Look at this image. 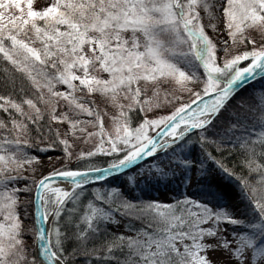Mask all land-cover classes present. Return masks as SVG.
I'll return each instance as SVG.
<instances>
[{
    "label": "snow or ice",
    "instance_id": "6c2138e0",
    "mask_svg": "<svg viewBox=\"0 0 264 264\" xmlns=\"http://www.w3.org/2000/svg\"><path fill=\"white\" fill-rule=\"evenodd\" d=\"M36 5L0 0V61L11 66L0 78V91L7 90L0 94V110L8 115L0 118V264H72L79 255L88 257L85 264H228L210 258L217 250L234 264H264V90L251 102L237 98L242 88L264 79V0ZM222 35L227 39L219 40ZM239 45L252 47L237 52ZM14 73L21 75L19 83ZM92 97L116 110L110 131L104 127L108 113ZM173 104L169 114L149 117ZM137 111L142 118L134 126L131 113ZM193 135L201 148L212 144L219 151L231 144L241 150V166L255 180L237 176L211 152L205 155L239 180L249 212L237 216L191 197L141 203L116 186L106 193L96 189L80 204L78 189L126 173L130 184L137 176L146 177V186L190 183L192 172L203 175L205 169L204 159L192 158ZM73 139L96 140L77 160L114 159L104 167H64L35 178L32 165L40 160L28 149L54 152L59 146L70 161ZM60 180L71 190L53 187ZM28 203L35 229L21 218ZM117 215L130 218L129 234L111 230L121 223ZM131 220L145 226L132 227ZM221 225L233 226L232 239L208 243L227 230Z\"/></svg>",
    "mask_w": 264,
    "mask_h": 264
},
{
    "label": "trees",
    "instance_id": "16d2710c",
    "mask_svg": "<svg viewBox=\"0 0 264 264\" xmlns=\"http://www.w3.org/2000/svg\"><path fill=\"white\" fill-rule=\"evenodd\" d=\"M245 64L247 63H243L240 66L243 67ZM5 69H9V71H11V66L7 63V61H0V78L3 77ZM14 75L17 77V82L19 83L20 80H22L21 75L19 73H14ZM24 83L27 85L26 81ZM261 90H264V79H258L257 81L247 85L238 93L237 98L251 102V98L254 95H259ZM0 94H7V90L0 91ZM131 115L134 117L132 121L133 125H135L142 118V114L138 111L131 113ZM0 118L7 121L8 115L0 110ZM191 139L192 143L190 147L192 149V158L194 160L204 159L205 169L203 175H198L196 172H192V180L190 183L182 184L178 180L173 179L165 182H152L146 186L142 182L146 177L137 176L135 184H130L128 182V174L126 173L120 176L112 177L102 183L78 189L77 191L82 192L80 204L83 205L89 198H91L96 189H102V191L106 193L110 187L116 186L122 190L129 200L139 201L141 203H147L149 201L174 203L178 199L191 197L192 199L209 203L214 209L223 206L233 211L237 216H240L242 213L249 212V206L241 194L242 189L240 187L239 180L222 172L221 169L212 160L207 159L205 155V150L207 152H211L216 160L228 167L237 176H243L247 177L249 180H255L256 174L249 176L247 169L241 166V150L233 147L231 144H225L219 151L216 149V146L212 144H205L203 148H201L195 142V135H193ZM33 149L37 150L36 147H33ZM55 151L62 152V149L57 146ZM111 159H114V157L98 155L90 160H77L70 166V168L84 169L90 165L95 167H104ZM153 159L154 158L149 160ZM144 163H147V161ZM132 174H135V169L132 170ZM128 186L131 190L127 189ZM67 207L71 209L73 205L69 202ZM83 210V207H81L80 211L82 212ZM61 219H63V217H61ZM117 219H120L121 223L114 227L110 226L111 230L116 233H125L126 235L129 234L126 232V229L130 226V218L124 219L117 215ZM131 226L139 229L145 226V221L131 220ZM209 226L210 225H204V227ZM221 228L227 229L226 231H222L225 237H232V225H221ZM237 231H240V229H237ZM66 247L71 248L72 243L69 242ZM87 259L88 257L83 255L75 256L72 258V264H85ZM93 264H96L95 260H93Z\"/></svg>",
    "mask_w": 264,
    "mask_h": 264
},
{
    "label": "rangeland",
    "instance_id": "374dc122",
    "mask_svg": "<svg viewBox=\"0 0 264 264\" xmlns=\"http://www.w3.org/2000/svg\"><path fill=\"white\" fill-rule=\"evenodd\" d=\"M41 3V0H37V5L39 6ZM203 15V13H202ZM252 36H256L257 34L255 32L250 33ZM209 35H212L211 31H209ZM227 39L226 35H222L219 37V40H224ZM218 47H220V45H218ZM251 45H239L235 51L237 52H243L244 50H246V48H251ZM256 47H259V44L256 45ZM222 55V53L218 52V58L219 56ZM219 62V59H218ZM243 63H248L247 61L243 62ZM242 63V64H243ZM61 90H63V86H58ZM171 87V86H170ZM150 94V93H149ZM180 93H177V95H179ZM92 99H94L97 103V105L103 110L106 111L108 113V115L104 116V127L106 129H108L109 131L111 130V116H115L117 115L116 110L111 108L110 106H107L105 103L101 102V98L98 97H92ZM189 100V97L187 95H185L184 100L182 101L183 103H187ZM175 104L171 105V106H165L164 108L158 110L155 113H149V117L153 116V115H166L169 114L174 108H175ZM135 126V125H134ZM55 127H59L61 128V130H66L67 129V125H54ZM96 129L93 128H89V131H95ZM152 134V133H150ZM73 144V148H72V159L66 160L63 158V151L62 152H39L33 148L28 149V151L30 153H34L36 156H38L40 163L39 164H34L32 165V168L36 169V173H35V178L39 179L41 178L43 175H47L50 172L54 171L55 169H60V168H64V167H68L70 168V166L77 161L76 159V155L77 153L81 152V151H89L93 148L96 140L93 139L92 141L89 142H84L83 140H77V139H73L72 141ZM152 159V158H150ZM25 175L29 176V180H31V173L30 172H26ZM21 183H24V181H21ZM129 190L130 187L128 186ZM29 199L31 198V194H29ZM28 215L27 217H24L22 215V219L25 220V225L29 226L33 229H35V223H34V207L31 203H28L25 205ZM123 227V226H122ZM32 235H35V233L33 232ZM221 237H225L224 233L222 231H220L219 233H217V237L216 238H212L210 240H208V243H212L215 244L218 238ZM229 240L232 239V237L228 236L227 237ZM28 244L32 245V239L28 238ZM35 249L33 248V250L29 253L30 256H34L35 254ZM208 255L210 256V258L213 261H225L228 262V264H234V262H229L228 261V254L226 252H224L223 250H217V251H212L209 252ZM245 264H247V261L245 262Z\"/></svg>",
    "mask_w": 264,
    "mask_h": 264
},
{
    "label": "water",
    "instance_id": "95a60500",
    "mask_svg": "<svg viewBox=\"0 0 264 264\" xmlns=\"http://www.w3.org/2000/svg\"><path fill=\"white\" fill-rule=\"evenodd\" d=\"M258 80V79H257ZM256 80V81H257ZM255 82V81H254ZM253 83V82H252ZM251 84V83H250ZM249 85V84H248ZM245 88V87H244ZM243 89V88H242ZM241 89V90H242ZM240 90V91H241ZM150 159V158H149ZM97 175H99V174H97ZM112 177H115V176H112ZM112 177H110V178H112ZM109 178V179H110ZM104 181H106V180H103V181H93L92 183H90V184H88L86 187H88V186H90V185H94V184H97V183H102V182H104ZM56 186H59V187H64V189L65 190H71V185L70 184H67V183H65V182H63L62 180H60L59 182H56V181H54L53 182V187H56ZM34 207V206H33ZM34 223H35V227H36V223H37V221L35 220V218H34ZM51 223H52V220H51V218H49V222H48V225H46V227L47 226H50L51 225Z\"/></svg>",
    "mask_w": 264,
    "mask_h": 264
},
{
    "label": "bare ground",
    "instance_id": "6f19581e",
    "mask_svg": "<svg viewBox=\"0 0 264 264\" xmlns=\"http://www.w3.org/2000/svg\"><path fill=\"white\" fill-rule=\"evenodd\" d=\"M64 188V187H63Z\"/></svg>",
    "mask_w": 264,
    "mask_h": 264
}]
</instances>
